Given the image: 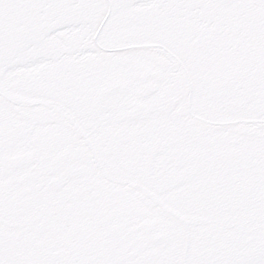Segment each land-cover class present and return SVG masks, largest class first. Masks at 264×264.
Masks as SVG:
<instances>
[{
    "label": "snow or ice",
    "instance_id": "1",
    "mask_svg": "<svg viewBox=\"0 0 264 264\" xmlns=\"http://www.w3.org/2000/svg\"><path fill=\"white\" fill-rule=\"evenodd\" d=\"M0 264H264V0H0Z\"/></svg>",
    "mask_w": 264,
    "mask_h": 264
}]
</instances>
